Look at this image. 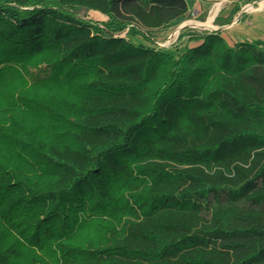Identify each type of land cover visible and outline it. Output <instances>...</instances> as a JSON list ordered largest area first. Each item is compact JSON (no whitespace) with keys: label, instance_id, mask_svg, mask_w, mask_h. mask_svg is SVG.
<instances>
[{"label":"trees","instance_id":"trees-1","mask_svg":"<svg viewBox=\"0 0 264 264\" xmlns=\"http://www.w3.org/2000/svg\"><path fill=\"white\" fill-rule=\"evenodd\" d=\"M189 10L0 0V264H264V47L136 43Z\"/></svg>","mask_w":264,"mask_h":264},{"label":"crops","instance_id":"crops-1","mask_svg":"<svg viewBox=\"0 0 264 264\" xmlns=\"http://www.w3.org/2000/svg\"><path fill=\"white\" fill-rule=\"evenodd\" d=\"M203 1L198 5L203 10L196 11L195 15L206 14L208 20L213 18L214 28L211 32L221 33L230 46L248 43L264 47V0H245L248 4L239 10L240 0H227L224 3L226 6L217 12L215 2L218 0ZM186 2L189 7L192 6V1ZM234 10L236 13H233Z\"/></svg>","mask_w":264,"mask_h":264},{"label":"rangeland","instance_id":"rangeland-1","mask_svg":"<svg viewBox=\"0 0 264 264\" xmlns=\"http://www.w3.org/2000/svg\"><path fill=\"white\" fill-rule=\"evenodd\" d=\"M192 1V6L190 7L189 14L187 17L180 20V22L174 24L171 28L166 30L165 32H156L153 33V42L149 43L146 42L141 37H136L135 41L138 45H145L147 47H154L158 50H162L164 52H169L173 55H177V53L184 52L186 49L196 47V45L199 44V41L197 39V35H203V34H210L211 31H213L212 28L210 29H200L198 27H192V26H183L181 25L186 22H198V23H207L209 20L206 18V14H203L199 17H197L195 14L196 11H201L203 9L199 8V4L204 3L203 0H190ZM194 1V2H193ZM223 0H218L216 3V6L218 4H221ZM248 3L245 2V0H240V5H238V10L241 8V6H245ZM226 4H224L222 8H224ZM88 18L91 20H94L99 23H104L105 18L99 15L96 12L91 11V13L88 14ZM181 27V28H180ZM180 28L179 32L178 29Z\"/></svg>","mask_w":264,"mask_h":264},{"label":"bare ground","instance_id":"bare-ground-1","mask_svg":"<svg viewBox=\"0 0 264 264\" xmlns=\"http://www.w3.org/2000/svg\"><path fill=\"white\" fill-rule=\"evenodd\" d=\"M227 0H223L222 2H221V4H218L216 7H215V11L217 12V11H219L220 9H221V7L224 5V3L226 2ZM192 26V27H198V28H200V29H210V28H214V25H213V18H210L209 19V21L207 22V23H205V24H203V23H198V22H195V23H193V22H186V23H183L182 25H181V27H183V26ZM180 27V28H181ZM180 28L178 29V31L177 32H179V30H180Z\"/></svg>","mask_w":264,"mask_h":264}]
</instances>
